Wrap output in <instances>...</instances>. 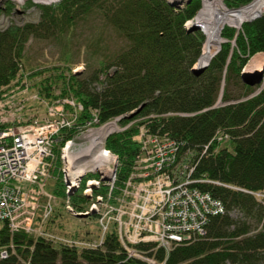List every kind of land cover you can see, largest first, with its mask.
<instances>
[{
    "label": "trees",
    "instance_id": "obj_1",
    "mask_svg": "<svg viewBox=\"0 0 264 264\" xmlns=\"http://www.w3.org/2000/svg\"><path fill=\"white\" fill-rule=\"evenodd\" d=\"M250 0H226L229 7ZM30 4H33L32 2ZM29 4L28 7H32ZM39 20L25 25L0 24V89L17 79L25 66V49L32 39L65 36L79 21L100 20L125 41L117 53L106 55L86 73L52 68L35 72L43 78L41 93L48 99L72 96L85 108L81 120L97 111L102 123L121 121L128 129L107 139L106 146L119 156V181L132 171L140 147L134 141L139 126L155 135L178 142L181 155L191 152L197 164L193 188L221 200L224 215L212 217L204 236L175 247L167 256L153 245L135 246L166 264H264V87L242 83L241 73L249 61L264 54V16L243 25L236 33L224 29L220 52L200 75L193 74L205 43L201 31L188 32L186 22L200 10L193 0L181 10L167 0H66L54 6H37ZM16 13L15 5L0 6V21ZM48 76V77H47ZM47 77V78H46ZM260 89V90H259ZM259 90V92H258ZM134 122V123H133ZM58 160L51 174L58 182L51 192L67 200ZM49 184V185H50ZM49 188V187H48ZM81 213L91 201L82 190L70 199ZM44 226L49 236L0 229V248L14 247V253L0 264H150L129 257L116 232L95 229L73 230L64 214L56 210ZM65 214L76 219L64 207ZM85 224V225H84ZM102 245L71 246L64 240H90Z\"/></svg>",
    "mask_w": 264,
    "mask_h": 264
},
{
    "label": "built area",
    "instance_id": "obj_2",
    "mask_svg": "<svg viewBox=\"0 0 264 264\" xmlns=\"http://www.w3.org/2000/svg\"><path fill=\"white\" fill-rule=\"evenodd\" d=\"M219 1L227 17L233 18L231 28L237 33L245 23L264 15V0H250L235 9ZM28 85L26 79H18L0 90V229L6 224L11 233L49 236L43 230L54 212L56 197L47 192V186L55 179L51 170L58 160L66 194L77 186V192L82 190L91 201L82 213L95 211L104 236L114 226L129 257L150 264L165 262L135 246L153 245L152 252L163 250L169 256L175 247L204 236L212 217L226 213L221 201L192 187L197 167L194 154L181 155L177 141L155 135L144 125L134 137L140 156L118 184L119 156L107 151L106 142L132 123L123 126V118L102 123L97 111L81 120L83 104L68 97L49 101L31 92ZM108 164H116V172L102 180L99 171ZM65 209L74 213L69 197ZM104 236L93 243L88 239L64 242L90 248L102 245ZM14 252L13 246L0 248V262Z\"/></svg>",
    "mask_w": 264,
    "mask_h": 264
},
{
    "label": "rangeland",
    "instance_id": "obj_3",
    "mask_svg": "<svg viewBox=\"0 0 264 264\" xmlns=\"http://www.w3.org/2000/svg\"><path fill=\"white\" fill-rule=\"evenodd\" d=\"M8 1L15 5L16 13L11 18L3 17L1 19L0 24L3 28H7L12 24L22 26L30 22L37 23L39 20V12L36 8L37 6H46V7L54 6L66 0H60L50 4L39 3L36 2L35 0H24L22 4L19 3V0H0V6H2L4 2H8ZM200 1H201L200 10L190 21L186 22V26L189 23L192 24L193 21L196 20L200 11L203 9V2L202 0ZM223 1L225 3L226 0ZM31 2L33 4H30ZM249 2L244 3L241 6L247 5L249 4ZM29 4L32 7H28ZM241 6H237V7L228 6V7L230 9H235ZM245 16L246 14H243L241 16L240 14H237V17L242 18ZM228 18L229 21L224 25L222 33L224 29L231 28V26L235 23L232 17H228ZM201 32H203V30ZM204 36L206 40V35L204 34ZM223 41L225 40L222 39V43ZM124 45H125V41L121 38L119 33L116 32L112 27H110L103 21L95 20V19L90 20V17H88L86 20L79 21L77 25L75 27H72L70 29V32L65 36H61L55 39H47V40H40V39L30 40L25 49L24 69L22 68L20 72V77L19 78L17 77V79H19V82L26 79L29 83L28 86H30V91L33 93H37L41 97H43V94L41 93V90L39 88L41 87L39 84L43 80L42 79L43 77L40 74L32 75L33 73L35 72L39 73L43 70L52 69V68L54 69L62 68L66 70L65 72L66 75H68L71 71L73 72L74 70H76L75 73L88 74L90 71H92L98 66V63L104 58V56L119 52ZM220 46H222V44ZM219 48L216 51V54L213 56V58L220 52ZM198 62L199 60L194 65V68L197 67ZM210 64L211 62L208 63L206 66L208 67ZM124 117H128V116H120L116 118L122 119ZM106 149L109 152L110 151L113 152L107 146ZM80 179H83V176ZM52 181H53L52 182L53 186L58 184V182H56L57 181L56 179ZM83 183H86V181L82 182V184ZM51 187L52 185L50 184L48 188L49 191H51ZM86 189L87 187L85 188V190ZM55 197L57 198V204H58L56 210L59 211L61 214L65 215L64 221L69 222L73 230L82 229L83 227L81 226H83V222H81V219L78 218L73 219L68 215H66L64 211L63 199L57 196ZM86 221L87 224L88 222H90V224L88 225L84 224L85 227L91 229V231H94L96 226L93 218L91 217L87 218ZM35 228L37 229L36 224L34 225V231H36ZM30 234H34L37 236L39 235L37 232H32Z\"/></svg>",
    "mask_w": 264,
    "mask_h": 264
},
{
    "label": "bare ground",
    "instance_id": "obj_4",
    "mask_svg": "<svg viewBox=\"0 0 264 264\" xmlns=\"http://www.w3.org/2000/svg\"><path fill=\"white\" fill-rule=\"evenodd\" d=\"M43 4H50L60 0H35ZM24 0H19L22 4ZM264 16V15H263ZM261 18V17H260ZM229 21L225 9L222 8L219 0H204L203 9L200 11L196 20L193 21L196 25L201 27L206 40L202 49L201 56L197 66L203 67L211 62L213 56L222 43V30L224 25ZM264 65V55H256L248 64L247 69H260ZM212 196V195H211ZM213 197V196H212ZM216 200H219L213 197ZM221 201V200H219ZM222 202V201H221ZM223 203V202H222Z\"/></svg>",
    "mask_w": 264,
    "mask_h": 264
},
{
    "label": "water",
    "instance_id": "obj_5",
    "mask_svg": "<svg viewBox=\"0 0 264 264\" xmlns=\"http://www.w3.org/2000/svg\"><path fill=\"white\" fill-rule=\"evenodd\" d=\"M167 1L171 7L175 8L177 10H181V9L185 8L187 5H189L190 3H192L193 0H167ZM187 30H188V32L199 31V30L202 31L201 27H199L195 23H192L189 26H187ZM219 49L221 50V46ZM248 64H247V66H248ZM247 66L244 68V70L241 73L242 83L247 85V86H250V87L261 86L264 83V65L260 69H253V70L247 69ZM206 68H207L206 65L203 67L197 66V67L193 68V74L196 76H200L206 70ZM143 107H144V105L141 106L137 111L131 113L127 117V119H132L133 117H135L139 112H141ZM116 168H117L116 164H108L107 166L102 168L103 170L101 169L99 171V174L102 177V180L109 179L111 177L110 175L112 173L114 174L116 172ZM78 190H79V188L77 186L71 187L69 193L67 194L68 197L69 198L72 197ZM73 216L78 218V219H87V218L96 216V212L92 210L89 213H82V214L81 213H79V214L74 213Z\"/></svg>",
    "mask_w": 264,
    "mask_h": 264
}]
</instances>
